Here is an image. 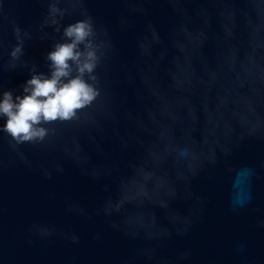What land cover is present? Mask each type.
Masks as SVG:
<instances>
[{"label":"water","instance_id":"1","mask_svg":"<svg viewBox=\"0 0 264 264\" xmlns=\"http://www.w3.org/2000/svg\"><path fill=\"white\" fill-rule=\"evenodd\" d=\"M84 16L97 97L0 131V264H264V0H0V92Z\"/></svg>","mask_w":264,"mask_h":264},{"label":"clouds","instance_id":"2","mask_svg":"<svg viewBox=\"0 0 264 264\" xmlns=\"http://www.w3.org/2000/svg\"><path fill=\"white\" fill-rule=\"evenodd\" d=\"M48 15L55 24L56 16L62 17L64 10L50 7ZM15 34L17 43L8 53L13 62L23 54L21 30L15 29ZM102 47V42H96L92 17L84 16L64 26L61 39L44 56L47 72L38 71L33 64L28 67L29 78L19 86L20 94L12 90L0 92V131L17 145L41 142L49 133L45 124L75 118L77 111L90 105L99 94L94 84Z\"/></svg>","mask_w":264,"mask_h":264}]
</instances>
